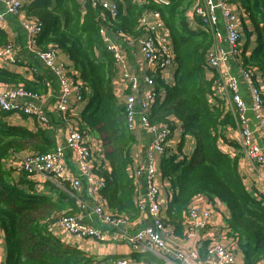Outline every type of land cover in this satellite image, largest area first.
<instances>
[{
    "label": "trees",
    "instance_id": "1",
    "mask_svg": "<svg viewBox=\"0 0 264 264\" xmlns=\"http://www.w3.org/2000/svg\"><path fill=\"white\" fill-rule=\"evenodd\" d=\"M111 1L118 7L114 20L99 8H92L87 0H34L25 9L27 16L42 25L37 45L43 50L52 47L66 56L82 84L84 108L79 115L78 130L88 138L98 139L101 155L109 165V170L103 167L94 170L105 181L100 194L107 209L113 217L124 216L128 220L135 219L139 211L135 182L130 175L135 138L127 128L124 108L114 93L117 63L106 50L99 29L104 25L112 36L120 33L137 42L144 35L142 17L149 11H157L172 42L175 73L172 85L155 77L157 97L149 119L153 124L167 125L171 132L173 122L177 121L181 130L176 151L167 150L160 161L162 179L171 189L164 225H171L174 236L182 238L185 214L193 199L204 196L210 203L217 200L229 212L228 234L238 239L243 264H260L264 260V196L250 193L238 172L240 145L227 136L229 128H236L234 112L218 99L216 104L209 101L218 79L206 63L214 39L201 26L199 18H194L196 25L191 26L188 13L196 0ZM228 2L248 20L249 26L243 24L244 49L251 37L256 42L248 56L243 51L241 70L254 68L264 80V0ZM6 43L7 36L0 30V46ZM34 81L0 69V85H22L38 94L44 86ZM9 114L12 113L0 111V231L7 249L5 264H102L111 260L64 244L53 234L52 228L63 216L74 215L65 212L62 206V201L67 200L68 206L76 210L69 195L52 184L49 186L56 198L36 194L25 186V179L13 181L5 169L11 155L46 154L54 151L56 144L47 130L10 125L5 120ZM187 137L194 141L189 159L182 154ZM223 146L238 151L229 153ZM132 258L145 264H163L150 253L133 254Z\"/></svg>",
    "mask_w": 264,
    "mask_h": 264
},
{
    "label": "built area",
    "instance_id": "2",
    "mask_svg": "<svg viewBox=\"0 0 264 264\" xmlns=\"http://www.w3.org/2000/svg\"><path fill=\"white\" fill-rule=\"evenodd\" d=\"M33 1L0 0L3 8V11L0 13V23L3 21L5 15L19 19V26L25 32L28 39L27 51L32 54L33 58L51 76V80L43 83L45 90H51L54 82L59 86V92L55 98L56 113L63 124L71 126L68 119L71 109L70 96H73L75 104L82 103V84L76 78L72 69L65 64L57 62L59 52L52 47L43 50L37 45L42 32V25L36 19L27 16L25 11ZM87 1L92 8H99L105 12L110 20H114L117 16L118 7L115 2L111 0ZM234 7L228 0H196L192 12L198 14L201 26L209 30L213 36L214 46L208 53L206 59L207 66L214 70L218 77L215 87L224 91L225 94L227 93L226 96L229 99L227 103L234 111V120L238 127L240 149L251 162L254 172L260 179L264 180V155L258 147L252 144V132L246 118V113L250 111L253 115L255 126L264 141V98L260 87L257 84L255 85L253 81L255 69L240 70L242 79L248 88L249 105L240 94L237 79L221 73L225 62L239 57V47L243 38ZM149 17L152 19V23L148 21ZM218 23H221L224 28L226 48L216 45L215 28ZM141 28H143L144 35L137 42H139L140 53L148 66L149 72V75L144 77L142 81L147 88L152 90L141 102L137 103L131 91L135 90L138 79L125 71L122 78L125 90L129 91V93L125 95L122 106L128 130L140 128L151 137L146 152V162L136 168H132L130 173L135 182V200L138 210L148 212L151 225L145 226L133 235L128 236L126 241L133 250L141 248L143 252L160 257L166 255L168 248L162 238L164 223L162 210L157 202L159 188L156 183L158 169L155 154L161 159L167 153L168 140L172 132L167 125L153 124L149 119V115L157 97L154 79L155 77H160L164 80L165 71L171 65L175 67V63L172 42L162 22L160 13L157 11L147 12L141 19ZM161 30H165L167 35L159 37L157 33ZM99 34L104 40L106 50L113 56L118 65L123 61L124 56L122 51L112 44L108 28L102 25L99 29ZM115 35L124 38L120 33ZM124 39L127 42H134L129 38ZM15 51L12 43L0 46V69L4 70L5 66L17 65L19 63ZM39 99H41L40 95L25 90L22 85L7 87L0 90V111L21 114L37 124L39 128L46 130L50 126V119L44 110L36 105V101ZM137 110H139L138 113ZM89 144V138L81 134L78 128H69L63 144L56 145L55 150L50 153H27L21 159L19 170L24 175H38L45 180L50 179L61 183L65 180L62 159L65 151H70L74 154L80 171L79 177L69 180L70 193L76 192L81 186V180L84 179L88 186V196L92 198L100 194L101 190L105 187V181L101 177L95 178L89 169V162L92 159ZM182 154L184 155V153ZM195 200L196 198L193 199L185 214V222L187 223L185 237L187 239L191 238L195 232L206 228L211 218L210 209L202 207ZM80 208L84 209L85 206L80 205ZM93 212L95 214H104L99 206L94 207ZM104 221L110 225H119L126 221V218L124 216L113 217L112 214H107L104 217ZM57 225L65 233L77 238H92L96 241H104V236L99 231L83 225L77 215L63 216ZM230 243V246L215 242L208 244L205 250L206 258L204 262L206 264H234V251L238 248V239L231 237ZM176 257L182 260H197L199 254L194 250L185 254L178 253ZM126 263V260L118 262V264Z\"/></svg>",
    "mask_w": 264,
    "mask_h": 264
},
{
    "label": "crops",
    "instance_id": "3",
    "mask_svg": "<svg viewBox=\"0 0 264 264\" xmlns=\"http://www.w3.org/2000/svg\"><path fill=\"white\" fill-rule=\"evenodd\" d=\"M80 2H84V0H78ZM234 11L238 16V20L240 23V27L242 30L243 38L240 44V53L239 57L235 60L231 59L225 62L222 67L221 73L223 75H229L235 77L239 84V91L242 98L249 105V97H248V88L245 82L242 79L240 74L241 65H242V55L245 44V31L243 28V24L248 25V20L245 15L239 11L236 7H234ZM3 11V8L0 4V13ZM189 21L191 22V26H195L194 18H199L198 14L195 12L188 13ZM148 21L153 22L149 17ZM0 30H2L6 36L8 43H12L15 47L16 56L19 60L17 65H9L5 66L4 70L18 73L23 75L27 80L35 82L37 80L41 85L48 80H51V76L46 71L42 65L33 58L32 54L27 51V36L25 32L19 26V19L17 17H12L5 15L3 21L0 23ZM108 34L111 35L110 30H108ZM159 37H164L167 35L165 30H161L157 33ZM216 35V45L218 47L226 48V43L224 39V28L221 23H218L215 28ZM111 42L113 45L117 46L124 56L123 61L117 65V74L114 80V93L118 99V101L122 104L125 95L129 93V91L125 90V85L123 83V74L124 72H128L130 75H133L138 79L136 84V88L134 91H131L136 98L137 103L141 102L143 98L152 90L147 88L142 79L149 75L148 66L142 58L139 49V42H127L121 36H110ZM256 42L255 38L251 37L249 44L245 50V56H248L253 48H255ZM57 62L65 64L70 69H72L69 60L62 53H58ZM175 68V67H174ZM166 84L169 82H173L172 78L169 75V70L165 71V76L163 80ZM253 81L255 85L257 84L264 96V80L260 76L258 71H254ZM44 86V84L42 85ZM7 88L5 85H0V90ZM59 92V86L56 82L53 83L51 90L47 91L45 88L38 93L40 98L36 101V105L44 110L47 117L50 119V126L46 129L51 137L54 139L55 144H63L66 138V134L69 131V128H78L79 124V115L81 110L84 108V103L75 104L73 100V96H70L71 109L68 114V119L71 126H67L62 123L56 113V102L55 98ZM227 93L214 88V95L209 98V101L212 104H216V99L224 102L225 105H228ZM138 109V108H137ZM233 111V109H231ZM139 110H137V113ZM234 112V111H233ZM247 124L252 132L251 141L252 144L258 147L261 150V153L264 155V141L260 132L257 130L253 115L250 111L246 113ZM5 120L10 125H18L26 127L30 130H35L39 128L37 124H35L30 119L22 116L21 114H9L5 117ZM174 123V130L172 131L170 138L168 140V151L175 152L176 146L180 140L181 130L177 121ZM130 133L135 138V144L131 149V156L133 161V168L138 167L146 162V152L148 145L150 143L151 137L142 129L136 128L131 130ZM227 136L233 139L235 142L239 144L238 140V127L235 129L229 128L227 130ZM90 141V150L92 152V159L89 162V169L94 175L95 178H99L94 170L98 167H103L106 170H109V165L103 159L101 155L100 144L98 139L94 136L89 138ZM224 151L232 153L237 152L238 150H234L229 147H222ZM194 149V141L192 138L187 137L185 145L182 148V153L189 159ZM240 152L239 157V167L238 172L243 179V183L246 189L257 196H264V180L260 179L259 176L254 172V169L251 165V162L247 159L245 154L242 151ZM27 153H19L11 155L5 162V169L10 172L11 177L15 183H18L19 179H25L26 185L30 186L31 190H34L36 194H48L52 195L56 198V194L54 190L51 189L50 184L55 185L59 192H62L64 195H69L70 198L75 203L76 210H73V207L68 206V201L63 200L62 206L65 212H72L74 215L79 216L80 222L83 225L88 226L89 228H93L99 231L104 236V241H96L92 238H77L70 234L65 233L63 230L59 228L56 224L52 228L53 234L64 244L74 246L79 248L80 250L86 252L89 255L96 256L99 258L110 257L112 258L106 263L102 264H118L120 260H126V264H145L143 260L137 261L132 258L133 254H145L141 248L133 250L126 241V238L130 235H133L139 229L151 225V219L147 211H138V216L133 220H128L120 223L119 225H110L104 221V217L107 214H111L106 207L105 201L102 198V195H96L90 198L87 193V183L84 179L81 180V186L74 193H70L69 180L74 177L80 176V171L78 169L77 160L74 154L70 151H65L64 157L62 159V165L64 167L65 180L63 182L65 185H61L60 182L54 180H45L43 177L38 175H24L20 172L19 166L21 163L22 157H24ZM156 163H157V175H156V183L159 188V194L157 198V202L162 210V218L163 223L166 218V210L167 205L171 196L170 185L166 180L162 179L161 171H160V161L159 156L155 154ZM28 188V187H27ZM56 196H55V195ZM58 199V198H57ZM196 202L202 205V207H208L211 212V218L209 220V224L201 231L195 232L191 238L187 239L184 236L182 238L176 237L173 234V227L169 224L164 225V231L162 233V238L167 244L168 252L165 256H160V260L163 261V264H206L205 261V250L207 245L211 242L220 243L222 245L230 246V235L229 230L227 229L226 222L228 221L230 215L227 208L221 204L219 201L215 200L213 203H210L206 197L198 196L196 197ZM80 205H84L85 208L81 209ZM99 206L104 214H95L93 212L94 207ZM201 208V207H200ZM203 210V208H201ZM64 212V213H65ZM187 224V223H186ZM187 229V227H186ZM185 229V230H186ZM196 250L199 254L197 260L187 259L182 260L176 257L178 253H189ZM7 255V249L5 246L4 235L0 231V264H5ZM235 262L234 264H243V257L240 250L237 248L234 251ZM264 264V260L260 263Z\"/></svg>",
    "mask_w": 264,
    "mask_h": 264
},
{
    "label": "rangeland",
    "instance_id": "4",
    "mask_svg": "<svg viewBox=\"0 0 264 264\" xmlns=\"http://www.w3.org/2000/svg\"><path fill=\"white\" fill-rule=\"evenodd\" d=\"M168 70H169V75H170V77L172 78V80L174 81V73H175V68L171 65L169 68H168ZM167 70V71H168ZM170 83V85H172L173 84V82H172V84H171V82H169ZM168 84V83H167ZM169 85V84H168Z\"/></svg>",
    "mask_w": 264,
    "mask_h": 264
}]
</instances>
